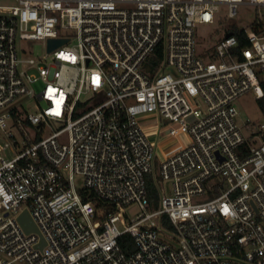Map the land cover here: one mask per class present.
<instances>
[{
	"label": "built area",
	"instance_id": "1",
	"mask_svg": "<svg viewBox=\"0 0 264 264\" xmlns=\"http://www.w3.org/2000/svg\"><path fill=\"white\" fill-rule=\"evenodd\" d=\"M201 23L227 32L202 52ZM262 80L264 0H0V264H264V123L235 106ZM146 124L181 146L159 158Z\"/></svg>",
	"mask_w": 264,
	"mask_h": 264
},
{
	"label": "rangeland",
	"instance_id": "2",
	"mask_svg": "<svg viewBox=\"0 0 264 264\" xmlns=\"http://www.w3.org/2000/svg\"><path fill=\"white\" fill-rule=\"evenodd\" d=\"M249 11V13H248ZM254 11L252 8H242L241 14L238 17H235L233 19H229L228 22L237 23L240 28L248 30V22L252 20ZM226 30L223 28L222 24L218 23H201L197 26V34L200 38L199 43V51H205L207 50V46H210L214 44L218 38H222L226 35ZM30 48L33 51L34 55H43L45 53V45L43 42H32L30 43ZM203 57H207V53L204 52ZM32 106V104L30 103ZM235 106L238 111V114L236 116V120L239 124V126L246 131V121L250 120L251 123L255 126H259L260 124L264 123V113L258 103V96L253 91H248L241 95L236 101ZM151 119V118H150ZM149 119V120H150ZM156 122H153L152 124L155 125ZM155 126H152L151 124H146V129L149 133L150 137H153L155 139V146L156 150L159 149V146H162L165 148L171 147L175 145L176 139L175 137L169 136L168 134H159L155 131ZM247 134V132H246ZM165 145V146H163ZM158 159L156 160V164L158 163ZM80 178L77 177V182L81 183ZM170 182L162 183V186L167 187ZM126 212L130 217H134L137 215L140 210L137 206H131L126 209Z\"/></svg>",
	"mask_w": 264,
	"mask_h": 264
},
{
	"label": "trees",
	"instance_id": "3",
	"mask_svg": "<svg viewBox=\"0 0 264 264\" xmlns=\"http://www.w3.org/2000/svg\"><path fill=\"white\" fill-rule=\"evenodd\" d=\"M259 25L260 23L257 22V16L248 22V27L256 31H259ZM236 28L238 29L239 26H237ZM261 85L264 89V80L261 81ZM258 103L264 113V99L258 98ZM159 188H160L159 177L155 170L147 176V189H148L152 208L159 207V203H160L159 202L160 200ZM80 193L84 200L92 201L98 210L103 211L104 214L102 215V217L109 213L115 212L117 210L116 206L112 204H108L105 200L100 199L99 197L96 196L94 192L90 191L86 187H82L80 189ZM162 223L164 226L168 228L173 227L172 223L170 222L169 218L166 215L162 216ZM118 240H119V244L121 245V247L126 253H132L133 251H135L136 246H135L134 239L128 233L120 236Z\"/></svg>",
	"mask_w": 264,
	"mask_h": 264
},
{
	"label": "water",
	"instance_id": "4",
	"mask_svg": "<svg viewBox=\"0 0 264 264\" xmlns=\"http://www.w3.org/2000/svg\"><path fill=\"white\" fill-rule=\"evenodd\" d=\"M227 35H229V34H227ZM64 41L65 40H63V39L50 38L48 40V49L49 50L55 49L56 47L61 45ZM18 221L20 222L21 226L23 227V229L27 233L37 232L40 234V231L38 229L36 222L34 221L33 217L31 216L30 212L27 209H25L21 213V215L18 218ZM44 243H45V240L42 237V241H41V243L38 244V247H42Z\"/></svg>",
	"mask_w": 264,
	"mask_h": 264
},
{
	"label": "crops",
	"instance_id": "5",
	"mask_svg": "<svg viewBox=\"0 0 264 264\" xmlns=\"http://www.w3.org/2000/svg\"><path fill=\"white\" fill-rule=\"evenodd\" d=\"M154 142H155V139L153 137H150ZM176 139V142H175V145L173 146H165L162 147V146H159V149L157 150V155L159 158H162V157H165L166 155H168L169 153L173 152L174 150L178 149L180 146H181V139H178V138H175Z\"/></svg>",
	"mask_w": 264,
	"mask_h": 264
}]
</instances>
